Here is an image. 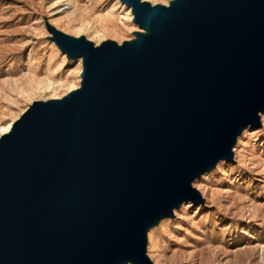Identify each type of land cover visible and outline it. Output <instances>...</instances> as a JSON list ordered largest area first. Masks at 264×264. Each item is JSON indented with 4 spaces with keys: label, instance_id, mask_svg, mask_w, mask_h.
<instances>
[{
    "label": "water",
    "instance_id": "water-1",
    "mask_svg": "<svg viewBox=\"0 0 264 264\" xmlns=\"http://www.w3.org/2000/svg\"><path fill=\"white\" fill-rule=\"evenodd\" d=\"M128 4L156 33L121 50L60 37L82 89L34 104L0 141V264H97L67 239L79 215L120 264H150L145 227L200 202L192 183L261 127L264 0Z\"/></svg>",
    "mask_w": 264,
    "mask_h": 264
},
{
    "label": "rangeland",
    "instance_id": "rangeland-1",
    "mask_svg": "<svg viewBox=\"0 0 264 264\" xmlns=\"http://www.w3.org/2000/svg\"><path fill=\"white\" fill-rule=\"evenodd\" d=\"M175 1L140 0L152 9ZM153 33L128 0H0V139L34 104L82 89L84 61L62 53L60 37L121 50ZM260 124L192 183L200 202L149 226L150 264H264V111Z\"/></svg>",
    "mask_w": 264,
    "mask_h": 264
},
{
    "label": "bare ground",
    "instance_id": "bare-ground-1",
    "mask_svg": "<svg viewBox=\"0 0 264 264\" xmlns=\"http://www.w3.org/2000/svg\"><path fill=\"white\" fill-rule=\"evenodd\" d=\"M166 8H170V7H166ZM84 81H83V83H84ZM260 113L257 116L259 122H260ZM254 121L257 122V119H255ZM245 128H247V127H245ZM0 141H1V139H0ZM158 218L159 217H157L153 221H155V223H156ZM86 221H83L82 218L80 217V215L77 216L76 219L72 221V224L70 225V228H69L68 234H67V239L70 243H80V242H83L84 240H86L89 243V247L92 248L93 254L95 255L96 260H97L96 261L97 264H120V263H123L125 261H129L128 259H126L125 257H122V256H119V258H114L111 255L109 256V254L105 252L106 250L103 251V249L100 247V246H102L101 244L100 245H98L97 243L93 244V242L88 241L87 237L83 235L84 234L83 233V225ZM146 229L147 228L145 227V243L148 242ZM145 248L146 247H144V249ZM143 255H145L144 252H143ZM145 258H146V256H145Z\"/></svg>",
    "mask_w": 264,
    "mask_h": 264
}]
</instances>
